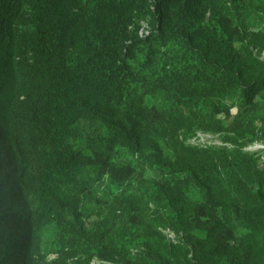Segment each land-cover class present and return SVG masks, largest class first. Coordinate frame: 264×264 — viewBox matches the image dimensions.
Masks as SVG:
<instances>
[{"label": "trees", "instance_id": "trees-1", "mask_svg": "<svg viewBox=\"0 0 264 264\" xmlns=\"http://www.w3.org/2000/svg\"><path fill=\"white\" fill-rule=\"evenodd\" d=\"M260 139L264 0H0V264H264Z\"/></svg>", "mask_w": 264, "mask_h": 264}, {"label": "clouds", "instance_id": "clouds-1", "mask_svg": "<svg viewBox=\"0 0 264 264\" xmlns=\"http://www.w3.org/2000/svg\"><path fill=\"white\" fill-rule=\"evenodd\" d=\"M85 133L86 134H91L92 135V132L91 130L88 128L87 130H85ZM207 136L208 137V140L204 141V142H199V139L202 137V136ZM213 136H211V134H208V133H205V132H202V131H199L198 132V136L195 137V138H192L191 139V142L193 143H206V142H216V143H221V141L217 138V137H214L212 138ZM169 236L170 237H173L175 238V233L174 232H170L169 233ZM56 256V254L54 253H51L48 255V259L51 260L53 259L54 257ZM105 263H111V262H108V261H99V260H94L92 262V264H105Z\"/></svg>", "mask_w": 264, "mask_h": 264}, {"label": "built area", "instance_id": "built-area-1", "mask_svg": "<svg viewBox=\"0 0 264 264\" xmlns=\"http://www.w3.org/2000/svg\"><path fill=\"white\" fill-rule=\"evenodd\" d=\"M245 149L251 152H257L260 165L264 166V139L255 140L245 146Z\"/></svg>", "mask_w": 264, "mask_h": 264}, {"label": "rangeland", "instance_id": "rangeland-1", "mask_svg": "<svg viewBox=\"0 0 264 264\" xmlns=\"http://www.w3.org/2000/svg\"><path fill=\"white\" fill-rule=\"evenodd\" d=\"M206 140H208V137L203 135V136L199 139V142H204V141H206Z\"/></svg>", "mask_w": 264, "mask_h": 264}]
</instances>
